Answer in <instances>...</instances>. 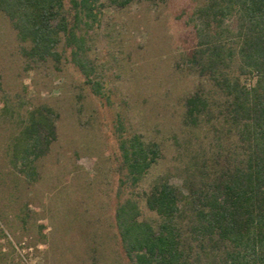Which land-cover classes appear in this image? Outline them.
I'll return each instance as SVG.
<instances>
[{"label": "rangeland", "instance_id": "374dc122", "mask_svg": "<svg viewBox=\"0 0 264 264\" xmlns=\"http://www.w3.org/2000/svg\"><path fill=\"white\" fill-rule=\"evenodd\" d=\"M207 2L102 0L96 18L81 26L80 65L65 37L59 59H28L30 45L0 11V264H129L116 208L134 197L143 219L156 223L144 194L164 181L184 195L181 220L190 226L186 180H201L197 165L240 151L235 132L222 125V93L191 63L195 13ZM198 90L212 115L195 128L186 124V101ZM37 107L52 111L57 140L36 162L32 181L11 160L14 139ZM120 126L162 152L136 188H120ZM202 259L226 264L220 252Z\"/></svg>", "mask_w": 264, "mask_h": 264}, {"label": "trees", "instance_id": "16d2710c", "mask_svg": "<svg viewBox=\"0 0 264 264\" xmlns=\"http://www.w3.org/2000/svg\"><path fill=\"white\" fill-rule=\"evenodd\" d=\"M101 1L70 0L67 12L66 0H0V11L19 41L30 45L24 52L28 59H59L65 37L80 65L85 40L79 32L82 24L88 26L96 18ZM195 15L200 24L191 63L222 93V125L235 132L240 151L227 154L222 162L216 157L209 165H197L201 180H186L193 209L187 228L181 220L184 195L168 181L144 194L156 223L143 219L134 197L120 203L115 219L123 252L129 264H204L202 258L217 252L226 264H264V0H208ZM186 108V124L195 128L212 115L203 90L187 99ZM52 116L45 107L32 109L14 139L11 163L32 181L38 177L36 162L57 140ZM122 129L120 188H136L162 152L157 143L137 134L126 137ZM193 242L201 252L194 251Z\"/></svg>", "mask_w": 264, "mask_h": 264}]
</instances>
